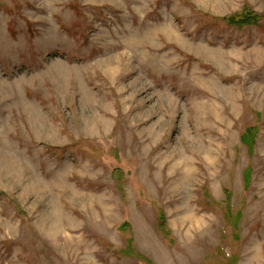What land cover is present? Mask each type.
Returning <instances> with one entry per match:
<instances>
[{"label":"rangeland","instance_id":"obj_1","mask_svg":"<svg viewBox=\"0 0 264 264\" xmlns=\"http://www.w3.org/2000/svg\"><path fill=\"white\" fill-rule=\"evenodd\" d=\"M0 264H264V0H0Z\"/></svg>","mask_w":264,"mask_h":264},{"label":"trees","instance_id":"obj_2","mask_svg":"<svg viewBox=\"0 0 264 264\" xmlns=\"http://www.w3.org/2000/svg\"><path fill=\"white\" fill-rule=\"evenodd\" d=\"M249 12H252L248 10V8H246V10L244 12H241L237 15H233V16H229L227 17L226 19L231 22L234 26H240L241 24H245L243 22H246V23H249L252 19V16H250ZM245 13H248L246 17H242V16H239L241 14H245ZM259 18H257L258 20ZM242 26V25H241Z\"/></svg>","mask_w":264,"mask_h":264}]
</instances>
